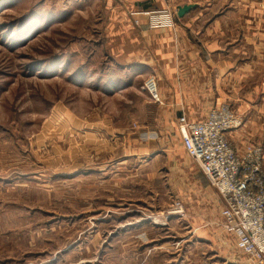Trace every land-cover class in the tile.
<instances>
[{"label":"rangeland","instance_id":"obj_1","mask_svg":"<svg viewBox=\"0 0 264 264\" xmlns=\"http://www.w3.org/2000/svg\"><path fill=\"white\" fill-rule=\"evenodd\" d=\"M105 6L0 0V264H87L98 253L99 264L114 263L122 237H109L119 224L104 217L137 199L143 216L172 217L142 229L202 228L200 176L182 143L172 165L138 155L154 144L141 105L150 103L144 86L154 75L130 71L108 51ZM123 78L134 89H118Z\"/></svg>","mask_w":264,"mask_h":264},{"label":"crops","instance_id":"obj_2","mask_svg":"<svg viewBox=\"0 0 264 264\" xmlns=\"http://www.w3.org/2000/svg\"><path fill=\"white\" fill-rule=\"evenodd\" d=\"M104 3L103 30L108 51L121 66L132 67L130 71L142 73L144 78L154 75L157 80V92L149 95L150 103L141 104L149 109L147 125L153 127L143 134L154 144L149 145L148 152L135 154L149 159L161 156L174 164L173 159L179 158V153L173 146L182 143L181 115L191 121H203L212 107L222 102L230 103L244 116L242 127L229 133L236 150L244 153L250 144L264 146V0H104ZM186 4L195 7L179 16L178 7ZM167 7L176 9L174 26L149 27L148 17L142 12ZM117 83L123 91L134 89L128 80ZM139 114L140 119H145L143 110ZM176 164L188 170L186 161ZM195 164L200 176L196 185L202 191L196 218L203 223L202 228L198 224L191 225L190 230L187 225L181 231L142 229L143 222L158 225L161 221L168 225L172 217L150 219L134 206L141 205V200H132L128 209L131 213L127 210L113 215L111 211L104 217L107 222L117 218L119 224L109 237H122L117 245L116 262L111 264H261L240 250L236 236L224 229V198ZM166 168L171 175L172 167ZM99 172L102 170L95 173ZM59 253H55L52 261L59 258ZM101 258L98 253L86 261L99 264Z\"/></svg>","mask_w":264,"mask_h":264},{"label":"built area","instance_id":"obj_3","mask_svg":"<svg viewBox=\"0 0 264 264\" xmlns=\"http://www.w3.org/2000/svg\"><path fill=\"white\" fill-rule=\"evenodd\" d=\"M153 27L175 24L170 8L145 12ZM144 88L152 95L157 81ZM244 124V116L228 102L215 104L203 121L179 118L182 144L210 184L223 196V227L236 236L237 246L258 263H264V146L250 144L244 153L233 146L229 133Z\"/></svg>","mask_w":264,"mask_h":264},{"label":"water","instance_id":"obj_4","mask_svg":"<svg viewBox=\"0 0 264 264\" xmlns=\"http://www.w3.org/2000/svg\"><path fill=\"white\" fill-rule=\"evenodd\" d=\"M194 7H195L194 4H186V5L179 6L178 7V15L183 16Z\"/></svg>","mask_w":264,"mask_h":264}]
</instances>
